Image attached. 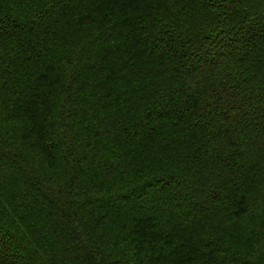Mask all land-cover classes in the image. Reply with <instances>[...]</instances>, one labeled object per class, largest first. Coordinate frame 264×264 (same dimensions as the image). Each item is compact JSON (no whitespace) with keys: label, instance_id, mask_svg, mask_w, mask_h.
<instances>
[{"label":"trees","instance_id":"1","mask_svg":"<svg viewBox=\"0 0 264 264\" xmlns=\"http://www.w3.org/2000/svg\"><path fill=\"white\" fill-rule=\"evenodd\" d=\"M0 264H264V0H0Z\"/></svg>","mask_w":264,"mask_h":264},{"label":"rangeland","instance_id":"2","mask_svg":"<svg viewBox=\"0 0 264 264\" xmlns=\"http://www.w3.org/2000/svg\"><path fill=\"white\" fill-rule=\"evenodd\" d=\"M121 44H122V42H121ZM123 44H124V43H123ZM123 44H122V45H123Z\"/></svg>","mask_w":264,"mask_h":264}]
</instances>
